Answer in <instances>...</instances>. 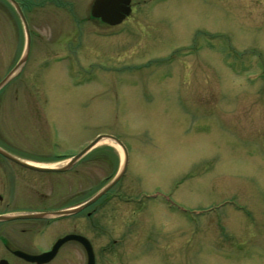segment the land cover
I'll return each mask as SVG.
<instances>
[{
    "label": "rangeland",
    "instance_id": "rangeland-1",
    "mask_svg": "<svg viewBox=\"0 0 264 264\" xmlns=\"http://www.w3.org/2000/svg\"><path fill=\"white\" fill-rule=\"evenodd\" d=\"M53 1L31 0L46 24L11 82L43 120L25 158L75 155L109 134L128 163L90 220L50 225L35 244L73 231L93 243L95 264H264V0L153 2L146 28L116 35L87 28L91 0ZM192 43L202 46L162 60ZM22 48L0 44V76ZM122 161L118 145L96 144L70 170L80 195ZM62 250L57 264H86L80 245Z\"/></svg>",
    "mask_w": 264,
    "mask_h": 264
},
{
    "label": "flooded vegetation",
    "instance_id": "flooded-vegetation-1",
    "mask_svg": "<svg viewBox=\"0 0 264 264\" xmlns=\"http://www.w3.org/2000/svg\"><path fill=\"white\" fill-rule=\"evenodd\" d=\"M14 1L18 4L30 31V41H35L36 39L42 40L39 34L35 33L34 29H40V26L46 24V19L44 17L46 15V13H44L45 11L42 9L39 12L32 13L33 7L31 5V0ZM96 1L97 0H91V3H89V13L86 15L90 26L87 28L92 27L95 30L107 31L109 34L116 32V35L117 32L122 33L120 30L127 31L136 29V27H141L143 29L146 28L151 22V20H148L146 16L147 12H149L147 6L153 2L162 3L165 0H144V7L139 6L141 0H108V3L97 5L94 9ZM109 3L115 5L114 9L111 11L108 7V5H111ZM51 4L52 6L56 4L57 6L55 7H59L58 1L55 2L54 0ZM73 10L74 8L71 5L69 11V13H71L70 24L73 22V24L79 28V21L76 23V17L73 18ZM100 12H103L102 16L98 15ZM110 12H115L116 15H113ZM55 14L56 13L52 15ZM33 20L37 21L33 22ZM116 20L118 21L115 22ZM153 23L156 24V22ZM20 30H22L23 33L22 37ZM21 41L23 42L21 53L17 57L16 61L7 68L3 75L0 76V81H2L6 74L19 61L26 43L24 22L18 14L15 6L9 0H0V44H4L6 46H14L17 44L18 46ZM192 46L193 47L190 45H184L181 49L176 48L169 53L170 55L168 54L169 56L166 59L162 60L169 63L170 56L174 55L176 51L186 50V52H189L191 50H195L196 46L200 47L202 45L201 43H195ZM199 51L200 49L198 52ZM25 63L26 61L15 77L0 87V123H2L0 124V150L2 151H0V215H22L31 213L49 215L44 217L14 218L11 220L0 221V264H51L62 256L63 247H66V245L70 242L80 245L84 251L85 249L78 241L68 240L58 246L55 254L49 260L41 263L29 261L18 253L40 255L50 251L59 239L70 234L85 237L93 248V243L86 236L73 231L54 237L47 246H37V244H35V239L48 231V229H50V225H57L60 227L63 226V229L65 230L66 226L63 225V221H71L70 223L72 224L68 226H72L71 228L73 229L76 228V223L73 219L79 217L82 212L85 214L86 219L90 220L91 216L95 212V204L102 200L103 196L106 195L108 191L96 201L75 213L54 215L57 211L80 205L88 200L104 185H101L96 190L95 185H93L89 187L87 192L85 191L86 193L83 194L82 192V195H80L78 191V170L76 169L74 172L70 170L74 168L77 162L82 160L83 156L79 158L68 170L63 172L33 170L10 158L14 157L37 165H47L50 167H56L57 165L54 162L64 160V158H60L37 161L25 158L24 150L28 147V139L25 136L28 135L31 130L40 134L39 136L44 135L42 127L40 128V126L43 125V120L38 115L40 108H38L39 106L37 105L40 104L36 102H26V92L23 93L24 95H22V100L19 101L17 95H20V92L18 91L19 87L14 88L12 86L13 83L11 84V82H14V79L20 75ZM29 93L30 92L27 94ZM12 100L14 101L11 102ZM10 114L14 116L16 121L14 125L12 123L8 124L7 116ZM30 120L36 123V125L38 122L40 132L39 129H36L35 124L32 125L33 128L29 125ZM11 222H15L16 224H9ZM70 247L72 246H69V250L73 252ZM55 264L57 263L55 262Z\"/></svg>",
    "mask_w": 264,
    "mask_h": 264
},
{
    "label": "water",
    "instance_id": "water-1",
    "mask_svg": "<svg viewBox=\"0 0 264 264\" xmlns=\"http://www.w3.org/2000/svg\"><path fill=\"white\" fill-rule=\"evenodd\" d=\"M9 1L15 6L18 14L22 18V21L24 22V32H25V36H26V43H25L24 51H23L19 61L6 74V76L2 79V81H0V87L5 85L10 79H12L13 77L16 76V74L19 72V70L23 66L24 62L26 61V57L28 55L29 48H30V31H29V29H28V27L26 25V22H25V19H24L22 13H21V10H20L18 4L14 0H9ZM104 3H108V0H97L95 2V4H94V9H95V7L97 5H100V4L103 5ZM112 3H109L111 5H108V7L110 8V11L113 10L114 6H115ZM102 13L103 12H100V13H98V15L102 16ZM110 13H112L113 15H116L115 12L114 13L110 12ZM118 20H116L115 22H117ZM104 140H108V141L118 145V147H120V149L122 151V154H123V161L121 163V166L119 167V169L116 172V174L103 187H101L99 190H97L95 192V194L92 195L88 200H86L85 202L81 203L78 206L57 211L56 214L54 213V215L72 214V213H75V212L81 210L82 208L88 206L89 204L93 203L94 201H96L99 197H101L104 193H106L120 179V177L123 175V173L125 171V168H126V165H127L128 155H127L126 148L124 147V145L121 143L120 140H118L113 135H109V134L97 135L92 141H90L85 147H83L77 154H75L74 156L69 158V160H67L62 165H58L56 167L37 165V164L30 163V162H27V161H23V160L14 158V157H10L8 154L7 155L11 159L16 161L17 163H19V164H21V165H23L25 167H28L30 169H33V170L63 172V171L68 170L79 158H81L84 154H86L97 143H99L101 141H104ZM47 215H49V214H33V213H31V214H22V215H0V221L11 220V219H14V218L44 217V216H47ZM68 240H76V241L80 242L86 249V254H87V263L86 264H94V255H93L92 249L90 247V244L88 243V241L83 236L75 235V234L66 235L65 237L59 239L55 243L53 249L50 252L43 253V254H40V255H28V254H24V253H20V252L18 254H21L24 258H26L29 261H34V262H37V263L45 262V261L49 260L54 255V253L56 252V250H57L59 245H61L63 242L68 241Z\"/></svg>",
    "mask_w": 264,
    "mask_h": 264
}]
</instances>
